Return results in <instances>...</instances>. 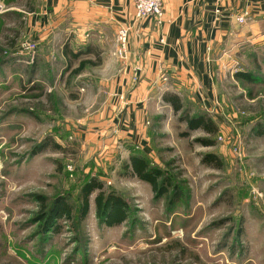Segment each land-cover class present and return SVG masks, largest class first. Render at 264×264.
<instances>
[{"label": "rangeland", "instance_id": "rangeland-1", "mask_svg": "<svg viewBox=\"0 0 264 264\" xmlns=\"http://www.w3.org/2000/svg\"><path fill=\"white\" fill-rule=\"evenodd\" d=\"M44 3L0 0V264H264V83L234 78L243 68L264 75V40L228 54L212 111L188 99L190 113L208 114L217 132L189 130L163 100L164 84L145 100V137L136 143L115 121L125 67L115 51L106 58L99 42L101 64L64 71L66 41L78 48L105 38L116 49V21L98 32L63 11L51 43L43 42L36 20ZM133 153L169 177L165 193L128 170ZM208 153L221 168L203 161ZM91 176L128 202L124 222L100 220L99 191L82 215L81 187ZM59 195L72 218L43 233L38 216Z\"/></svg>", "mask_w": 264, "mask_h": 264}, {"label": "crops", "instance_id": "crops-1", "mask_svg": "<svg viewBox=\"0 0 264 264\" xmlns=\"http://www.w3.org/2000/svg\"><path fill=\"white\" fill-rule=\"evenodd\" d=\"M44 1L36 20L43 42L51 43L48 33L68 10L77 11L83 26L98 32L114 20L117 27L120 23L132 27L128 63L119 69L115 121L136 143L145 137V100L156 87L167 84L185 106L190 99L201 109L212 111L218 103V71L223 70L228 54L239 57L243 46H257L264 40V0H225L219 17L215 0H163L160 24L153 18L135 20L133 0ZM244 11L249 15L241 24L236 16ZM53 13H57L55 18ZM92 40L104 49L103 55H114L115 48H106L105 38ZM111 43L115 44V38ZM109 54L105 57L110 58Z\"/></svg>", "mask_w": 264, "mask_h": 264}, {"label": "trees", "instance_id": "trees-1", "mask_svg": "<svg viewBox=\"0 0 264 264\" xmlns=\"http://www.w3.org/2000/svg\"><path fill=\"white\" fill-rule=\"evenodd\" d=\"M128 24V23H126ZM65 57L64 71H71V76L78 75L89 65H99L102 63V56L100 49L94 44L88 43L85 47L73 48L70 41H66L62 49ZM98 57L97 59L93 56ZM234 78L246 83H264V75L257 70L243 68L234 72ZM163 100L170 103L175 113H181V119L187 122L189 130L203 129L208 133H215L218 131L217 123L208 114L203 112H196L194 114L185 106L181 96L175 92L168 91L163 94ZM196 141L204 146L213 145L212 140L206 138H197ZM203 161L216 168H221L223 161L220 160L216 153H208ZM129 171L140 179L151 184L152 189L157 196L162 195L168 190V176L163 170L157 166L151 165L145 155L133 153L130 155L129 162L126 163ZM99 191L96 195L95 201L97 205V214L101 221H106L108 225H116L124 222L128 216V202L114 191H105L104 183L95 176L88 178L81 187L82 206L81 213L86 215L89 210L90 195ZM42 202L45 203L43 196H39ZM73 208L69 200L64 195L55 197L48 205L44 204L43 212L38 217L43 222V233L52 230L55 227V221L60 218H72Z\"/></svg>", "mask_w": 264, "mask_h": 264}, {"label": "built area", "instance_id": "built-area-1", "mask_svg": "<svg viewBox=\"0 0 264 264\" xmlns=\"http://www.w3.org/2000/svg\"><path fill=\"white\" fill-rule=\"evenodd\" d=\"M163 0H133L134 3V18L135 20H144L146 18H153L156 20L157 24H160L163 20ZM217 4V8L215 13L217 16H221L223 12V5L225 0H215ZM1 8V6H0ZM249 15L248 11H244L243 13L236 16V19L239 23L244 24L247 21V17ZM132 34V27L130 24H122L120 23L117 30L116 37V49L115 55L120 60L124 62V64L128 63V59L130 56V39ZM35 46L33 44H26V49L30 51L34 50Z\"/></svg>", "mask_w": 264, "mask_h": 264}, {"label": "water", "instance_id": "water-1", "mask_svg": "<svg viewBox=\"0 0 264 264\" xmlns=\"http://www.w3.org/2000/svg\"><path fill=\"white\" fill-rule=\"evenodd\" d=\"M139 75H140V71L137 72V76H139Z\"/></svg>", "mask_w": 264, "mask_h": 264}]
</instances>
